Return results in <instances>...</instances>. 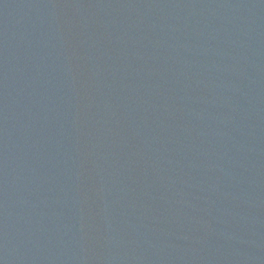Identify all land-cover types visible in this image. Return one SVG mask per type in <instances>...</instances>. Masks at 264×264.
I'll use <instances>...</instances> for the list:
<instances>
[{
	"label": "water",
	"instance_id": "obj_1",
	"mask_svg": "<svg viewBox=\"0 0 264 264\" xmlns=\"http://www.w3.org/2000/svg\"><path fill=\"white\" fill-rule=\"evenodd\" d=\"M0 264H264V0H0Z\"/></svg>",
	"mask_w": 264,
	"mask_h": 264
}]
</instances>
